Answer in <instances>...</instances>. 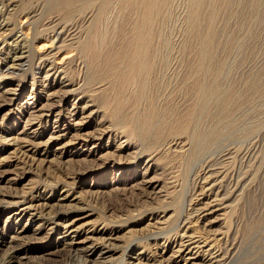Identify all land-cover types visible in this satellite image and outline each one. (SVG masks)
<instances>
[{"label":"bare ground","instance_id":"6f19581e","mask_svg":"<svg viewBox=\"0 0 264 264\" xmlns=\"http://www.w3.org/2000/svg\"><path fill=\"white\" fill-rule=\"evenodd\" d=\"M179 2L181 1L0 0L6 8L4 11L0 10V18H4V21L0 19V32L6 38L0 48V71L12 74L21 72L28 65L27 57L31 53L25 41H43L46 38L56 52L37 57L35 71L46 66L60 50L70 48L76 55L75 67L84 76L73 83L61 69L56 75L57 69L50 62L45 80L56 75L52 78L56 83L57 79H66L67 82L57 92L45 95L57 98L62 110L52 114L47 103L31 108L32 112H26L28 118L18 134L24 135L26 139L27 136L39 139L47 131L45 124L50 121L52 130L47 139L35 142L32 147L38 149L56 144V150L66 157L81 156L84 160L95 158L96 161L103 160L102 162L114 156L131 155L135 148L154 158L168 155L181 165L183 182L196 162L205 158L208 153L211 156V151L215 152L225 141L233 137L236 140L259 134L257 126L247 128L245 125L249 123L246 124L248 120L256 118L255 113L264 105V59L263 63L259 62L262 65L257 64V56L264 48V0H186L184 17L187 27L184 37L179 42H172L165 31L162 32L160 25L168 19L167 16ZM44 17L47 21L44 20L46 23L42 30L37 27L36 22ZM258 17L261 28L259 32L252 34L249 26L254 20L257 22ZM236 21L244 28L240 41H234V31L229 30L230 23ZM48 29L51 34L44 37L43 32ZM29 31L32 33L31 39H28ZM232 42H240V46L246 47L247 56L253 64L248 67L241 81L235 79L234 70L230 67L233 63L229 64V57L234 52L235 43ZM256 45L260 46L258 51ZM220 52L225 53V56H219ZM2 93L6 98L5 105L14 104L19 98L16 89ZM36 94L28 100L35 98L34 101L39 102L41 97ZM70 97L75 99L72 104L69 103ZM262 115L264 114L260 116ZM51 116H54L53 119ZM63 120L65 123L60 127ZM35 124L38 127L30 130ZM88 128L90 131H85ZM116 129L120 132L115 133ZM105 138L107 141L104 143ZM91 140L94 142L90 146L85 144ZM237 156L238 151H227L221 158L216 157V161L214 158L201 172L203 191L200 193L204 192V195L200 199L206 203L198 215V221L203 229L210 230L215 226L217 212L221 210L220 207L225 206L228 212L222 221V227L229 234L231 229L228 224L236 217L243 195L245 197L246 192L259 182H256L259 174L256 171L248 185L244 181L246 186L243 191L238 189V183L232 186L224 183L237 172L233 176L232 168L225 169L223 164L235 160ZM145 163L149 170L153 167V158ZM239 163L241 162L237 164ZM195 167L194 165L193 170ZM144 174L145 172L143 179ZM142 182L146 186L153 185L152 188L158 186L155 178ZM181 194V188L171 192L168 190L165 194L170 215L159 224L160 228L167 227L172 219L176 221L179 217L180 206L184 205L181 204L184 197ZM63 195L56 199L57 203L70 199L68 194ZM39 205H47V202L38 204V207ZM36 206H24L7 218L13 223L17 217H22L24 211ZM75 222L72 220L59 234L54 252L66 250L74 261L79 259L83 264H89L91 261L88 256L101 251L104 246L107 249L104 254L112 252L108 246L116 237L98 228L85 230L84 227L75 226ZM40 229L39 226L37 230ZM24 236L23 231H14L9 238L10 243L19 242ZM201 240L194 231L187 228L180 240L171 247L164 248L162 254L170 253L174 264H226L233 259L231 249L222 255L218 246ZM25 247L26 243L23 241L19 243L18 249L11 251L13 247H10V259H15V255ZM102 253L103 250L100 254ZM143 256L137 253L129 258L132 264H137Z\"/></svg>","mask_w":264,"mask_h":264},{"label":"rangeland","instance_id":"374dc122","mask_svg":"<svg viewBox=\"0 0 264 264\" xmlns=\"http://www.w3.org/2000/svg\"><path fill=\"white\" fill-rule=\"evenodd\" d=\"M180 1L175 8L176 10L173 11L174 13L172 12L169 15L170 17L167 16L169 21L166 19L167 21L165 20L160 25V29H164H162V32L165 31V35L169 36V40L172 42L181 41L187 27L186 18L184 17L186 0ZM5 9V4L0 3V10L4 11ZM258 18H256L257 22L254 20L249 26V31L252 34L259 32L261 28L259 25L260 18ZM0 19L4 21L3 16ZM46 19L44 17L36 22L39 29L44 27ZM44 20L46 21L44 22ZM239 23V21H236L229 25V30L234 31V41H240L243 37L244 28ZM49 31L48 29L43 32L44 37L51 34ZM30 33L31 31H29L28 39H31L32 33ZM5 40L4 34L0 32V48H2ZM48 41L46 38L43 41L35 42L26 40L25 45L31 50L27 57L28 65L18 74H12L4 70L0 71V94L9 89H16L19 94L18 100L12 105H5L6 98L4 94L0 95V264H83L82 260L76 259L74 261L66 250L60 251L59 249V251L54 252V246H57V237L72 220L76 221L75 226L84 227L85 230L98 228L108 234L111 233L114 238L116 237L115 240L110 241L108 246V249L112 252L104 254L107 249L105 246L102 247V254H100L102 250H98L88 256L91 261L89 264H132L129 257L137 253L144 255L143 259L138 261L137 264H174L171 254L168 252L162 254L163 250L178 242L187 228L194 231L200 240L202 239V242L218 246L222 255H225L226 251L231 249L233 259L226 264H264V160L260 159L264 158V115L260 116L264 114V105L255 113L256 118L250 119L251 121L248 120L246 124L249 122V125H245L247 128L257 126L256 129H260V133L263 134L257 133V136L236 138V140L233 137L225 141L221 147L216 148L215 152L214 150L211 151V156L208 153L205 158L203 157L204 161H202L203 158L200 159L198 163L202 162L201 165L196 162L194 164L196 167L194 170V165L192 169L190 168L189 178L187 177L184 182L182 181L183 169L171 156L164 155L154 158L153 155L144 154L137 148L131 155L114 156L111 159L104 160V162H102L103 160L96 161L95 158L84 160L81 156L66 157L64 154L61 155L59 150H56V144L36 149L32 145L34 146L35 142H44L52 130V125L50 121L45 124L47 131L41 138L27 136L26 139L24 135L18 134L23 128L24 121L28 118L26 112L30 113L32 112L31 108L41 107L46 103L51 107L52 114L62 110L57 98L46 97L48 94L57 92L59 87L67 82L66 79H57L58 83H56L52 79L60 69L63 74L72 79L73 83L80 80L79 78L82 79L83 76L82 71L75 67L76 55L75 52H71L70 48L60 50L55 58L50 59V62L57 69L56 75L52 78L45 80L50 62L40 70L35 71L34 67L38 65L37 59L39 57L48 52H52V54L56 52L53 45ZM232 43H235L233 46L234 52L229 57L232 62L228 61L229 64L233 63L230 67L234 70L235 79L241 81L245 72L253 64L247 56L246 47L244 45L240 46L238 44L240 42ZM235 48L236 50L240 48L241 51L237 52ZM258 49H260V46L256 45V51ZM262 50L264 51V48L257 56L259 66L262 65L264 59ZM239 53L241 54L239 55ZM234 54L236 55L234 56ZM219 56L224 57L225 53L220 52ZM240 58H242L241 61ZM36 93L41 97L39 102L34 101L35 98L28 100ZM74 100V97H70L69 103L72 104ZM24 111L25 114H22ZM53 117L51 116V119ZM65 120L60 123V127H63ZM37 127V124H35L30 130ZM85 131H90V129L88 128ZM114 132L118 133L120 130L116 129ZM26 140L34 144H28L29 142ZM106 141L107 138L103 142ZM91 142H94V140L85 142V144L90 146ZM235 150L238 151L237 158L233 161H227L226 165H223L225 169L232 168L233 176L237 172L234 177L239 179L228 178L224 183L227 186L238 183V189L243 191L256 171L259 173L256 182H259L258 184L255 183L256 187L254 186L253 189L251 188L246 192L245 197L243 195L244 201L241 200L236 217L228 224L231 232L226 234L222 227V221L228 212V208L222 206L219 208L221 210L217 212L215 226L210 229L212 230L211 233L209 229H203L198 221V215L203 208V204L206 203V201L200 199L204 195V192L203 194L200 193L203 191L201 172L205 166L210 165L214 158V161H216L227 151ZM58 151L60 154H58ZM216 157L218 158L216 159ZM150 158H153V167L147 170L144 164ZM239 161L241 163L238 165ZM257 168L258 170H256ZM144 172L145 179H143ZM152 178H155L158 183L156 188H152L153 185H143V180ZM234 181L236 182L234 183ZM244 181L246 185H244ZM160 187H163V192L159 191ZM180 188L181 196H184L181 204L184 205L180 206L179 217L176 221L172 219V223L167 227L160 228L159 224L170 215L169 208L166 205L168 199L165 194L168 190L171 192ZM63 194H68L70 199L67 202H61V205L57 203L56 199ZM46 202L47 205H39L38 207V204H46ZM56 203L58 206H55ZM29 205L37 206L24 211L22 217L19 216L15 222L10 223V219L7 218L9 214L19 212L18 209L20 210V208ZM164 216L166 217L164 218ZM39 226L40 231L37 230ZM14 231L24 232L25 236L21 241L26 243V247L18 252V255H15V259H10V247H13L11 251L12 249H18L19 243H21V241L10 243L9 238L14 234ZM8 243L11 245L8 246ZM179 264H183V262Z\"/></svg>","mask_w":264,"mask_h":264}]
</instances>
